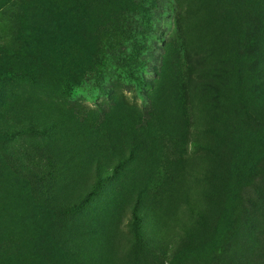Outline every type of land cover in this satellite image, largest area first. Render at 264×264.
<instances>
[{
	"label": "rangeland",
	"instance_id": "obj_1",
	"mask_svg": "<svg viewBox=\"0 0 264 264\" xmlns=\"http://www.w3.org/2000/svg\"><path fill=\"white\" fill-rule=\"evenodd\" d=\"M0 264H264V0H0Z\"/></svg>",
	"mask_w": 264,
	"mask_h": 264
}]
</instances>
